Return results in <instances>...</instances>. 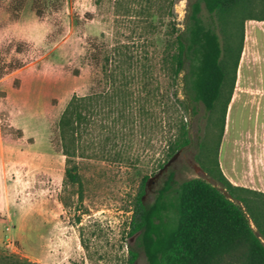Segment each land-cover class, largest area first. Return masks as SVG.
Listing matches in <instances>:
<instances>
[{"label": "rangeland", "instance_id": "1", "mask_svg": "<svg viewBox=\"0 0 264 264\" xmlns=\"http://www.w3.org/2000/svg\"><path fill=\"white\" fill-rule=\"evenodd\" d=\"M188 1L175 2L173 23L178 30L184 28ZM112 20L109 6L97 9L93 0H64L61 9L41 19L36 17L31 0H0L3 254L25 258L30 264H126L131 250L136 255L133 264H146L135 236H127V210L141 182L146 178L145 204L153 202L170 174L176 184L200 178L220 188L196 161L198 143L207 142L213 134L207 144L208 158L213 160L216 141L202 106L195 115L180 114L188 124L191 143L158 168L172 134L169 125L178 115L171 102L174 94L181 97L180 81L172 85L160 71L155 74L159 88L156 102L145 101L137 74L129 91L132 104L121 108V116L108 110L98 128L86 133L84 139L95 148L101 144L105 157L80 159L82 203L75 189L65 186L58 120L73 95L84 96L98 89L100 70L89 56V43L101 34L110 40ZM168 30L161 27L157 51ZM257 33L264 34V22H245L244 44L255 47ZM244 62L241 54L230 99L231 103L234 97V103L229 117L228 105L217 153L226 175L228 169L243 171L248 143L264 141V46L251 61L246 81ZM250 88L258 92L251 94ZM13 130L20 131V137ZM116 153L124 154L125 159H114Z\"/></svg>", "mask_w": 264, "mask_h": 264}, {"label": "trees", "instance_id": "2", "mask_svg": "<svg viewBox=\"0 0 264 264\" xmlns=\"http://www.w3.org/2000/svg\"><path fill=\"white\" fill-rule=\"evenodd\" d=\"M63 1L31 3L41 19L61 9ZM175 2L93 0L97 9L109 6L113 34L110 40L101 34L89 43V56L100 70L98 89L84 96L73 95L58 120L65 186L74 188L82 203L79 161L87 155L105 157L101 144L95 148L84 139L86 133L98 128L108 110L121 116V108L132 104L129 91L137 74L145 101L156 102L159 88L155 74L160 71L172 85L180 81L181 97L174 94L171 102L178 115L169 125L172 134L158 168L190 145L188 124L181 115H195L202 106L216 141L213 160L207 151L212 134L207 142L198 143L196 161L220 188L200 178L176 184L170 174L153 202L145 204V178L127 210V236H135L146 264H264V193L231 184L220 169L217 154L243 51L244 24L264 22V0H189L183 30L173 23ZM164 26L169 30L157 51L155 43ZM13 131L20 137V131ZM113 156L121 162L125 159L122 153ZM128 254L126 264H133L136 255L131 250ZM0 264L30 262L0 251Z\"/></svg>", "mask_w": 264, "mask_h": 264}, {"label": "crops", "instance_id": "3", "mask_svg": "<svg viewBox=\"0 0 264 264\" xmlns=\"http://www.w3.org/2000/svg\"><path fill=\"white\" fill-rule=\"evenodd\" d=\"M255 40V47H251L250 43H248L247 45L244 44L243 47L242 55L244 54L245 56V62L243 64L242 73L245 81L247 80V73L252 69L251 61L256 57L258 58V53L264 46V34L258 35L257 33V35L255 36ZM237 71L239 72V66ZM250 91L251 94L254 95L258 92L251 88ZM233 98L232 102L229 104L230 106L228 110V117L234 103ZM230 128L231 124L229 123V130ZM242 163L244 167L241 173L237 170L228 169L226 175L222 160L219 162L222 172L224 173V175H226L228 181L231 184H233L234 186L244 187L264 193V141L256 145H254L253 143H248L247 147L245 148Z\"/></svg>", "mask_w": 264, "mask_h": 264}, {"label": "water", "instance_id": "4", "mask_svg": "<svg viewBox=\"0 0 264 264\" xmlns=\"http://www.w3.org/2000/svg\"><path fill=\"white\" fill-rule=\"evenodd\" d=\"M170 163V162H169Z\"/></svg>", "mask_w": 264, "mask_h": 264}]
</instances>
